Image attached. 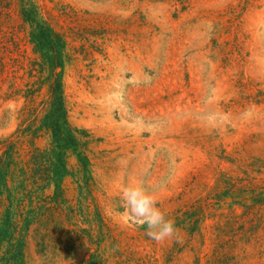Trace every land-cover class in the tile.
<instances>
[{
	"label": "rangeland",
	"instance_id": "374dc122",
	"mask_svg": "<svg viewBox=\"0 0 264 264\" xmlns=\"http://www.w3.org/2000/svg\"><path fill=\"white\" fill-rule=\"evenodd\" d=\"M0 264H264V0H0Z\"/></svg>",
	"mask_w": 264,
	"mask_h": 264
},
{
	"label": "clouds",
	"instance_id": "9594fccd",
	"mask_svg": "<svg viewBox=\"0 0 264 264\" xmlns=\"http://www.w3.org/2000/svg\"><path fill=\"white\" fill-rule=\"evenodd\" d=\"M123 213L128 226L144 227L146 235L160 244L172 238L182 242L175 222L166 218V213L157 206V199L140 186H125L120 193Z\"/></svg>",
	"mask_w": 264,
	"mask_h": 264
},
{
	"label": "trees",
	"instance_id": "16d2710c",
	"mask_svg": "<svg viewBox=\"0 0 264 264\" xmlns=\"http://www.w3.org/2000/svg\"><path fill=\"white\" fill-rule=\"evenodd\" d=\"M40 32H45L41 29ZM44 125L52 132L53 142L59 148H67L69 146H73L75 143V139L72 136L71 130L68 128L65 118V109L63 104L62 95L60 92V85L55 82L52 87V96H51V108L49 115L45 118ZM22 217V216H21ZM39 215L32 214L30 217L23 219L22 221L29 226L31 223L38 219ZM6 225L10 230L14 233L17 232L18 225L13 221V216L10 212L6 215ZM75 247L72 242L68 244L67 252L68 258H74L75 256ZM19 252H17L14 257L18 258Z\"/></svg>",
	"mask_w": 264,
	"mask_h": 264
}]
</instances>
